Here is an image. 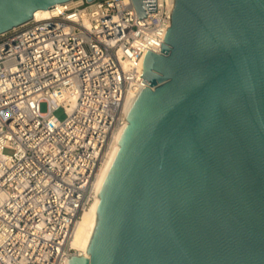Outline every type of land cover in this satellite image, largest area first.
Listing matches in <instances>:
<instances>
[{"label":"water","instance_id":"95a60500","mask_svg":"<svg viewBox=\"0 0 264 264\" xmlns=\"http://www.w3.org/2000/svg\"><path fill=\"white\" fill-rule=\"evenodd\" d=\"M73 1L0 0V35ZM141 78L69 264H264V0H174Z\"/></svg>","mask_w":264,"mask_h":264},{"label":"built area","instance_id":"2783aa9c","mask_svg":"<svg viewBox=\"0 0 264 264\" xmlns=\"http://www.w3.org/2000/svg\"><path fill=\"white\" fill-rule=\"evenodd\" d=\"M173 8L156 0L139 19L131 0H75L0 35V264L81 257L74 230Z\"/></svg>","mask_w":264,"mask_h":264},{"label":"bare ground","instance_id":"6f19581e","mask_svg":"<svg viewBox=\"0 0 264 264\" xmlns=\"http://www.w3.org/2000/svg\"><path fill=\"white\" fill-rule=\"evenodd\" d=\"M59 7V6H57ZM49 13V10L41 12L39 14L34 15V18H40L45 17ZM136 94H131L128 96L126 104H125V112L128 113L130 108L132 107ZM122 135V130L116 135L115 137V143L111 147L106 160L104 161L96 182V190L99 193L100 188L103 184V181L105 177L107 176L118 152H119V140ZM99 206V198L91 205L89 210L84 212V214L81 216L80 221L78 222L74 234L73 239L71 241V248L76 251V254H78L81 257H87V249L89 247V244L91 242L95 227H96V221H97V208Z\"/></svg>","mask_w":264,"mask_h":264},{"label":"rangeland","instance_id":"374dc122","mask_svg":"<svg viewBox=\"0 0 264 264\" xmlns=\"http://www.w3.org/2000/svg\"><path fill=\"white\" fill-rule=\"evenodd\" d=\"M41 112H42V113H45V112H46V108H45V106H42V107H41ZM55 117H56L59 121H64V120H65V115H64V113H63L62 110L57 111V112L55 113ZM7 154H8V153H7Z\"/></svg>","mask_w":264,"mask_h":264}]
</instances>
